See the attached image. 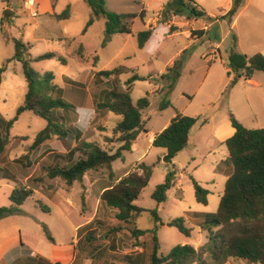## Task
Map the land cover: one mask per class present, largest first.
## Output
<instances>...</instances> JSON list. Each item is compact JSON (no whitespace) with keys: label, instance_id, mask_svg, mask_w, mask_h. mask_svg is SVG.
I'll return each instance as SVG.
<instances>
[{"label":"rangeland","instance_id":"374dc122","mask_svg":"<svg viewBox=\"0 0 264 264\" xmlns=\"http://www.w3.org/2000/svg\"><path fill=\"white\" fill-rule=\"evenodd\" d=\"M105 1L106 8L111 12L139 14L144 11L147 19L142 21L137 18L131 34H118L113 42L101 48L105 29L103 19L98 20L86 34L82 35L90 12L85 0H58L60 11L65 10L60 9L64 2L73 4V17L67 21H58L49 16L32 18L27 11H23L22 0H14L16 9L11 12L17 13L11 16L6 14L4 30L0 32V68L11 60L2 74L0 86V135L5 136L7 133L1 119L9 121L15 116L27 92L22 64L14 59L16 39H23L25 44L32 45L30 53L33 57L48 52L66 56L65 45L59 40L66 35L75 37L78 44L84 43L86 46L88 61L70 59L68 65H63L57 59H53L32 64L38 72H52L58 90L55 96L62 97L76 106V112L70 113L72 115L70 121L79 123L78 130L81 132L82 140L97 141L109 150H116L121 145L119 142L114 144L104 142L105 136L117 139L118 136L114 135L113 129L120 121V117L111 112L97 110V103L103 99L105 92L120 89L129 92L134 101L148 97L152 104L145 111L146 117H150L148 134L140 139L132 152H126L125 160L113 163L118 176H123L124 168L130 170L136 168L140 161L149 165L155 164L149 185L135 202L137 206L147 211L134 216L130 222L119 221L116 218L117 210L100 202L99 197L102 186L114 184L116 179L110 180V172L106 168L89 172L85 176V182L86 184L91 182L94 187L90 197L86 196L85 191L83 193L86 205L82 207V213L86 219L93 221L80 234L84 236L79 243L78 256L74 264H150L155 228L151 214L153 210L158 211L165 223L158 231L160 254L167 255L173 247L182 244H191L199 248L208 241V232L201 224L203 219L192 215L191 212L214 214L225 189L227 177L220 165L228 158L229 153L225 144L216 135V125L230 123L231 116H234L248 129L264 128V85L256 87L241 81L234 88L225 90L224 95L216 99L215 91L219 81L216 69L219 66L209 72L211 64L198 55L199 47L202 45V50L205 51L211 47L212 42L218 43L225 38L221 54L228 60L231 49L229 45L232 34H235L236 37L239 35L241 48L245 53L250 56L260 53L264 56V0H252L253 6L237 19V25L232 28L229 23L223 21L221 26H210L211 32L205 37H202L205 30H192V36L202 37L194 45L185 34L189 27L185 25L184 20L174 21L175 29L179 27V30L174 32L170 26L160 22L153 39L143 49L138 46V33L147 30L145 24L148 19H157L163 8L161 6H164L167 0ZM195 1L206 12L219 18L229 10L231 0ZM1 5L0 0V8ZM183 18L187 19L185 16ZM179 52L181 56L177 55ZM95 56L99 58L96 64L93 63ZM177 60L182 63V77L172 90H168V82L161 78L160 73L166 71L172 62ZM116 68H123L120 75L110 78L95 77L100 71ZM256 74V80L263 83L264 72L259 71ZM133 75L145 76L147 79L128 86L126 82ZM163 100L171 101L173 107L159 112L158 107ZM177 111L187 116L209 119L210 124L201 131L195 130L190 147L176 158L178 171L176 184L168 192L166 203L159 205L152 198V194L156 187L165 181L168 166L161 161L166 151L152 146L151 134L160 132L168 121L171 122ZM46 125L47 121L33 112L27 111L20 116L9 131L5 150L0 153V181L10 179L16 182L12 183L15 188H38L41 196H46L53 188L65 187L63 180L51 181L42 169L43 164L65 163L63 158L56 157L68 149L64 139L54 136L44 145L32 148L36 134ZM66 125L68 126V123ZM72 130L78 131L75 127ZM74 134L75 132H72L69 136L68 142L71 145L74 144ZM146 151L148 156L142 157ZM143 158L145 159L142 160ZM38 177H43L44 180L41 183L35 182L34 179ZM191 177L209 191L208 205L197 202ZM5 189L6 187L0 190L1 207L11 205ZM36 197L43 201L39 195ZM44 202L47 208L54 210L53 214H46L42 209V212L34 211L33 203L29 199L26 206L21 207L22 212L19 215L24 216L21 217L22 221H26L24 218L29 215L24 214V211H32L33 221L39 226H35L37 229L33 228L31 234L26 236L37 242L41 254L48 257L52 242L44 232V227L58 242H63L62 240L67 237L72 240L78 237L74 223L82 218L79 219L76 210L70 209L71 224L64 225L66 217L53 207L50 201ZM180 217L185 218L188 227L194 228L190 238L184 236L177 228L167 225L169 221ZM23 228L26 229L25 226ZM136 228L146 231V234L135 238L132 231ZM204 257L207 264H215L209 255ZM224 264L251 263L229 258Z\"/></svg>","mask_w":264,"mask_h":264},{"label":"trees","instance_id":"16d2710c","mask_svg":"<svg viewBox=\"0 0 264 264\" xmlns=\"http://www.w3.org/2000/svg\"><path fill=\"white\" fill-rule=\"evenodd\" d=\"M92 9V14L83 30V34L102 18L105 20L104 37L101 48H105L117 34H131L132 26L136 18L142 21L145 18L144 11L141 13L111 12L106 8L105 0H86ZM246 0H232L231 9L219 17V20L231 24L244 7ZM161 22H169L173 17H183L187 19H204L212 22L204 9L195 0H168L161 11ZM70 17V9L66 8L57 15L58 20H66ZM176 27L171 26L174 32ZM204 31V30H203ZM154 34L153 29L144 30L138 33V46L145 48L150 38ZM30 44H25L23 40H15L14 59L22 64V71L27 85V92L22 105H20L15 116L6 121L1 119L5 125L7 133L0 135V153L5 150L9 138V131L19 120L20 116L27 111L33 112L47 121V125L39 131L34 139L32 148L36 149L44 145L52 137L66 139L72 132L75 135L77 146L66 155H56L59 159L65 160L64 165L43 164L42 169L49 179L60 178L68 187L75 182L83 184L84 177L90 171H97L106 168L109 170L110 180L114 179L113 163L125 159L126 152L133 151L134 142L141 134L148 133L145 111L151 106L148 97H143L134 102L129 92L113 89L105 92L104 97L97 103V110L108 111L120 117V121L113 129L114 137H104V142L108 144L121 143L116 149H106L97 141L82 140L81 132L73 131L72 126L66 124L71 119V112L76 110L73 103L62 97H56L57 85L55 75L52 72L40 73L36 71L32 64L44 60L57 59L63 65L67 64V58L55 52H48L33 58L30 53ZM70 58H79L88 61L86 58V48L79 45L69 55ZM98 56L93 58V63L98 62ZM229 68L232 79L228 90L234 88L244 77L251 79L256 72H264V56L260 53L253 56L241 54L237 50V37L232 34L231 49L229 54ZM8 60L0 68V86L2 84V74L6 71ZM123 68L114 70H103L96 73L95 77H106L120 75ZM182 74V63L177 60L165 73L161 75L163 80L168 82V90H172ZM147 78L133 75L126 84L131 86L136 81H144ZM173 107L171 101L163 100L158 111H164ZM198 117H191L176 112L170 124L160 133L156 134L152 146L162 148L166 153L162 157L168 166L165 181L158 185L152 194V198L163 205L168 199V192L175 186L178 175L177 166L174 159L183 152L190 142L192 129L198 124ZM207 120L202 121V125L207 124ZM230 122L235 128V134L226 140L225 145L229 152V158L225 161L229 167L228 179L221 196L217 211L214 214L192 215L203 219L201 224L208 232V241L199 248L191 244H182L173 247L167 255L160 254L161 243L158 237L159 228L164 226L162 218L157 210L151 211L155 221L153 229V249L150 256V264H207L204 256L209 255L215 264H224L229 258H236L248 261L251 264H264V128L248 129L240 123L234 116ZM1 133V131H0ZM79 155L78 158L75 156ZM155 164L149 165L140 162L136 168L130 170L128 174L120 178L114 185L106 188L100 202L109 208L117 210L116 218L122 222H130L134 216H139L147 211L135 204L144 189L149 185L154 171ZM195 189V197L198 203L208 205L209 191L204 189L197 180L192 178ZM35 182H42L43 177L34 179ZM33 194L32 188L17 187L10 195V206L0 207V221L10 216L19 215L21 207ZM86 205V198L82 195V207ZM47 210L46 207H43ZM169 227L179 230L184 236L190 238L194 228L186 225L183 217L173 219L167 223ZM48 239L54 243V238L49 230L44 227ZM135 238L146 234V231L138 228L132 231ZM89 239V238H88ZM39 264H50L41 262Z\"/></svg>","mask_w":264,"mask_h":264},{"label":"crops","instance_id":"0c3cea01","mask_svg":"<svg viewBox=\"0 0 264 264\" xmlns=\"http://www.w3.org/2000/svg\"><path fill=\"white\" fill-rule=\"evenodd\" d=\"M36 1L38 2V10H39V15L37 17H32L30 12L25 9V6H24L25 0H22V3H21V5L23 6V11H25V12L27 11L30 14L29 16L32 17V18H38L39 16H49L50 18H54V19L58 20L57 19V15H59V14H61L63 12V11H60L59 8H58V0H36ZM252 2H253L252 0H246L244 7L238 12V14L235 16L233 22L230 24L231 28L234 27V25H237V19L239 17H241L245 12H247L253 6ZM85 3L87 4L86 0H85ZM1 4L2 5H1V8H0V14H1V16H0V32H3V30H4L3 22H4L6 14H7V16H11V15H15L17 12L16 11H12L11 12V10H15L16 9V5H15L14 0H1ZM72 6H73V4L69 3V2H64L61 5L60 9H64V8L66 9V8L69 7V9H70V17H69V19L58 20V21H67V20L72 19V17H73ZM164 6H161V7H164ZM231 7H232V0L229 1V10L231 9ZM89 8H90V6H89ZM162 9H161V11H162ZM161 11L158 14L157 19H148L146 24H145V27L147 28V30L148 29H153L154 30V34L150 38L149 42L153 39L154 35L156 34V30H157V28H158V26H159V24L161 22V15H160ZM228 11H225V13H227ZM206 13L213 20L211 23H208V21H206L204 19H200V20H196V19H190L189 20V19H186L185 20L183 17H173L172 20H170L169 22H165L163 24L164 25H168L170 27L171 26L176 27V25L173 24L176 19L184 20L185 21V25L187 27H189V30L186 31L185 34L190 39V43L194 45L197 42H199V40L202 37H205L208 33L211 32V27L210 26H214V25H220L221 26L222 25L223 21H220L216 15H214L212 13H209V12H206ZM91 14H92V9L90 8V12L88 14L89 15L88 16V20H89ZM146 15H145V18H144L143 21H145L147 19ZM100 19H102V18H100ZM100 19H98V20H100ZM88 20H87V22H88ZM87 22H86V24H87ZM96 22L94 23V25L96 24ZM94 25H92V26H94ZM197 25H199V26L196 27ZM195 29L205 30L204 35L202 37L192 36L191 32H192V30H195ZM88 30H87V32H88ZM177 30H179V27L175 31H177ZM82 35H84V34L82 33ZM116 36H118V34L113 37L111 42H113V40H114V38ZM224 39H222L218 43L212 42L211 43V47L208 50H205V51L202 50V46H203L202 45L201 47H199V53H198V55H201V57L208 64H211V66L209 67V72H211L214 67L219 66L216 69V71H217V73L219 75L218 76V80L219 81H218V84H217V89L215 91L216 99H218V97H220L221 95H224L223 92L228 89L229 83H230V81L232 79V74H230L231 70L229 68V59L228 60L224 59L222 54H221L222 43L225 41ZM21 40H23V39H21ZM59 40L62 41L64 43V45H65L66 56H63L60 53H57V54L67 58V64L66 65L69 64L68 60H70V59L79 60L81 62H84L83 60H81L79 58H70L69 57L70 53L75 48H77L81 44L84 45V43L78 44L76 42V38L75 37H71V36H68V35H66L64 37H60ZM148 43L146 44V46L148 45ZM30 46L32 48L31 44H30ZM229 47H231V44L229 45ZM85 48H86V46H85ZM237 50L241 54H246V55L250 56L249 54L245 53L242 50L241 41H240L239 35L237 37ZM184 51H185V49H184ZM229 54H230V52L228 53V58H229ZM177 55L181 56V53L179 52ZM33 58H36V57H33ZM175 62L173 61L171 66H169L167 68V70L170 67H172L175 64ZM219 62H221V63H219ZM166 71H162L160 74L162 75ZM192 72H194V71H192ZM256 73L249 80H246L243 77L239 81V83L241 81H245V82H247L250 85H253V86H256V87H261V85H264V81H263V83L257 81L256 80V76H257ZM141 77H145V76H141ZM181 77H182V75H181ZM145 78H147V77H145ZM75 82H77V81H75ZM134 102H137V101H134ZM75 112H76V110H75ZM182 114H184V113H182ZM198 118L200 119V121L192 129L191 135H190V142L188 144V147L185 150H187L190 147V145H191L193 132L195 130L201 131L203 128H205L206 126H208L210 124V120L209 119H206V118L201 119L200 117H198ZM205 119L208 122H207L206 125H202V121L205 120ZM149 121H150V117L148 116L147 126H148ZM78 124L79 123L73 122V121L68 122V126H73V127L76 128V130H78V128H79ZM169 124H170V121H168L162 127L160 132H162ZM235 131L236 130L232 126L231 122L230 123L228 122L227 124H219V125H216V127H215V132H216L217 137L224 144H225L227 139H229L230 137H232L235 134ZM160 132H158V133H160ZM158 133H152L151 134V143L153 142L156 134H158ZM77 134L78 133L74 134V136H73L74 144H72V145L68 142L70 137H67L66 139H64L65 145H66V147L68 149L64 153H59V154L66 155L69 151H71L72 149H74L77 146V141H76V138H75L76 137L75 135H77ZM144 135H146V134L145 133L141 134L140 137L134 142L133 149H134L135 145L140 141V139ZM147 152L148 151L144 152L142 157L145 156V158H146L148 156V154L146 155ZM165 153L166 152L163 153L162 157L164 156ZM78 156L79 155L77 154V156H75V158H78ZM162 157H161V159H162ZM145 158H143L142 160H144ZM176 158L174 159V163L176 162ZM228 158H229V156H228ZM226 160H223V162H221L220 167H222V172L228 179L229 167H227L226 164H225ZM140 162H142V161H140ZM222 164H223V166H222ZM113 172H114V175H115L114 179H116V181L114 182V184H115L120 178H122L123 176L128 174L130 172V169H128V168L125 169L124 168L122 170V172H123L122 175L123 176H118L117 172L114 170V168H113ZM57 179H60V178H56V179H53V180L50 179V180L51 181H55ZM12 183H16V182H14V181H12L10 179H4V180L0 181V190H2L3 188L6 187L5 190L7 191V195H8L9 198H10L11 193L15 189V187L12 186L13 185ZM114 184L110 183V184H106V185L102 186V188H101L102 190L99 193V197H101L103 191L106 188H108V187H110V186H112ZM93 187H94V185L91 182H89V184H86L85 177H84L83 184H81L79 182H75L73 186L68 187L66 185V183H65V187L62 186L60 188H53L52 190H49V192H48V194L46 196H44V195L41 196L38 193L39 192L38 188H32L33 189V194H32V196L30 198H28L26 200V202L23 204V207L26 206L27 201L30 199L32 201V203H33L32 206H33L34 211L42 212L41 211V209H42L44 213L50 215V214H53L54 210H50L49 208H47L46 203L44 202L45 200L46 201H50V203H52L53 207L58 209V211L60 213H62L63 216L66 217V220L64 221V225L66 223L68 226H69V224H71L70 209L76 210V214L78 215L79 219L82 218L80 221L74 223L75 232L78 233V237L76 239H72V240H70V238L67 237L66 239L62 240L63 242H58V240H54L55 242L52 243L51 247L49 248V256L48 257L44 256V255L41 254V250L39 248L38 243L34 242V240H31V239L28 238V236H26L28 234L30 235L31 231H33V228L37 229V227H35V226H39V225H37L33 221L32 217H34V214H32V211H29V212L24 211V214L29 215L28 217L25 216L24 220H26V221H22L21 220V217H24L22 215L10 216V217L5 218V219L0 221V264H39L40 261L44 262V263H50V264H74V262L76 261L77 256H78L79 243H80V241L82 240V238L84 236V235H80V234L82 233L84 228L86 226H88L89 224H91V222L93 221V220L91 221L89 219H86L84 214L82 213V195H83V193L85 191L86 196L90 197V193L92 192V190H93L92 188ZM4 195H5V193H4ZM37 195L42 197V200H43L42 202L39 200L40 198L36 197ZM43 207H46L47 210H44ZM193 213L203 214V213H200V212H193ZM37 221H41V220H37ZM23 225L26 227L27 230L23 228L24 227ZM38 228H40V227H38ZM63 230H64V227H63ZM28 231H30V232H28Z\"/></svg>","mask_w":264,"mask_h":264},{"label":"built area","instance_id":"2783aa9c","mask_svg":"<svg viewBox=\"0 0 264 264\" xmlns=\"http://www.w3.org/2000/svg\"><path fill=\"white\" fill-rule=\"evenodd\" d=\"M25 9L30 12L32 17H37L39 15L38 2L36 0H25Z\"/></svg>","mask_w":264,"mask_h":264},{"label":"water","instance_id":"95a60500","mask_svg":"<svg viewBox=\"0 0 264 264\" xmlns=\"http://www.w3.org/2000/svg\"><path fill=\"white\" fill-rule=\"evenodd\" d=\"M231 63V61L229 60V64Z\"/></svg>","mask_w":264,"mask_h":264}]
</instances>
